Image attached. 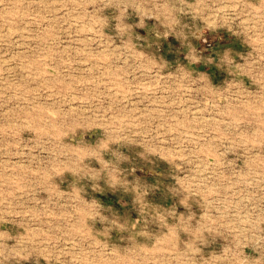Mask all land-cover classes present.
<instances>
[{
  "label": "rangeland",
  "instance_id": "374dc122",
  "mask_svg": "<svg viewBox=\"0 0 264 264\" xmlns=\"http://www.w3.org/2000/svg\"><path fill=\"white\" fill-rule=\"evenodd\" d=\"M0 264H264V0H0Z\"/></svg>",
  "mask_w": 264,
  "mask_h": 264
}]
</instances>
